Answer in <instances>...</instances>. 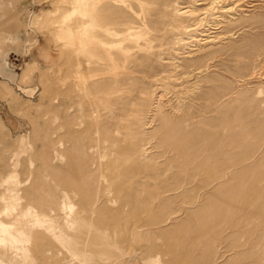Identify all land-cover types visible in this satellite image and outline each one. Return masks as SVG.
<instances>
[{
    "label": "rangeland",
    "instance_id": "obj_1",
    "mask_svg": "<svg viewBox=\"0 0 264 264\" xmlns=\"http://www.w3.org/2000/svg\"><path fill=\"white\" fill-rule=\"evenodd\" d=\"M57 2L9 59L35 96L0 80V209L53 220L67 264H264V0H98L82 58Z\"/></svg>",
    "mask_w": 264,
    "mask_h": 264
},
{
    "label": "bare ground",
    "instance_id": "obj_2",
    "mask_svg": "<svg viewBox=\"0 0 264 264\" xmlns=\"http://www.w3.org/2000/svg\"><path fill=\"white\" fill-rule=\"evenodd\" d=\"M43 1L0 0V80L16 86L17 90L28 98H33L37 89L34 86L19 85L20 75L13 70L9 59L12 54L25 57L31 47L37 44L38 37L34 34L33 27L39 18L34 16V8ZM57 1L56 7L66 5L65 8L58 7L54 12H47L43 18L47 21L46 23L53 21L50 31L55 41L62 44V48L66 50H74L75 55L78 54L81 58L91 56L90 46L96 40L92 35L93 31L102 28L101 15L97 9L98 0ZM219 3L214 1L211 7L206 8V13L217 12ZM178 12L182 16L190 15L196 18L193 25L186 27L188 32H195L204 21L194 13L192 7L181 9ZM45 28L47 29L46 26ZM191 36L194 37V34ZM32 65L38 68L36 62ZM11 181L13 182L12 179ZM6 195L7 198H13L12 191H8ZM2 215L7 219L14 218L15 220L14 224L9 225L7 232L0 230V251H2L0 254L5 256L6 250L10 251L13 254L14 263L12 264H67L68 258L61 255L60 250L48 248L49 243L45 235L49 234L53 237L54 243L70 251L68 240L61 234L60 227L53 220L42 216L28 219V216L21 214L18 205L12 204L11 201L5 208L0 209V216ZM5 263L4 257H0V264Z\"/></svg>",
    "mask_w": 264,
    "mask_h": 264
},
{
    "label": "flooded vegetation",
    "instance_id": "obj_3",
    "mask_svg": "<svg viewBox=\"0 0 264 264\" xmlns=\"http://www.w3.org/2000/svg\"><path fill=\"white\" fill-rule=\"evenodd\" d=\"M12 58V57H11Z\"/></svg>",
    "mask_w": 264,
    "mask_h": 264
}]
</instances>
